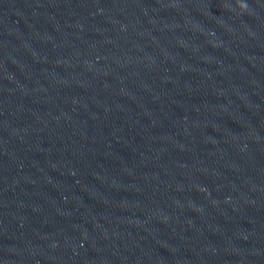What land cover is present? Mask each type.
Instances as JSON below:
<instances>
[{"label": "clouds", "instance_id": "1", "mask_svg": "<svg viewBox=\"0 0 264 264\" xmlns=\"http://www.w3.org/2000/svg\"><path fill=\"white\" fill-rule=\"evenodd\" d=\"M239 7H240L241 9H243V8L245 7V5H244V4H240Z\"/></svg>", "mask_w": 264, "mask_h": 264}]
</instances>
